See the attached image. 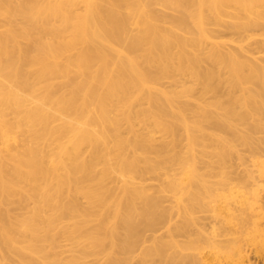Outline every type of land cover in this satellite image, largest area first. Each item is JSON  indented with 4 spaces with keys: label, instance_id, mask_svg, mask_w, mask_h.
I'll return each instance as SVG.
<instances>
[{
    "label": "bare ground",
    "instance_id": "bare-ground-1",
    "mask_svg": "<svg viewBox=\"0 0 264 264\" xmlns=\"http://www.w3.org/2000/svg\"><path fill=\"white\" fill-rule=\"evenodd\" d=\"M253 43L264 0H0V264H264ZM211 198L220 243L191 232Z\"/></svg>",
    "mask_w": 264,
    "mask_h": 264
},
{
    "label": "rangeland",
    "instance_id": "rangeland-1",
    "mask_svg": "<svg viewBox=\"0 0 264 264\" xmlns=\"http://www.w3.org/2000/svg\"><path fill=\"white\" fill-rule=\"evenodd\" d=\"M220 37L223 38H240L241 35L236 33L233 30L230 29H223L220 33ZM252 50L255 52L259 58H263L264 56V50H262L261 46L258 43H253ZM158 136H160V133H157ZM164 180V178H158V177H148L145 180V183L149 185L152 191H154L157 186ZM211 186L216 188L217 186H220V183L218 181L212 180L209 182ZM165 198V205L170 206L174 202V195L171 193H163L161 194ZM211 200L210 207H213V209H199L196 213V223L192 226L191 232L197 233L199 231H203L202 235L204 239H210L211 241H215V243H220L221 241V234H220V225H221V217L222 215L215 213L217 211H221L222 204H220V200ZM214 209H216L214 211ZM181 219V216L177 213V211L173 214L172 221H171V227H175L176 223L179 222ZM201 229V230H199ZM175 232V229L173 231ZM149 235L152 237L153 235H161V236H167L169 233V230L163 226L159 228L156 232H148ZM195 235V234H194ZM180 240H186L185 236H178ZM183 241V242H184ZM182 242V241H181ZM150 243V242H148ZM59 251L61 257H67L71 253L72 245L70 242H68L65 239H61L59 243ZM219 248H214L212 246H209L207 243L204 245L203 249H195V248H186V247H180L178 248V251L176 253L181 257H186L187 255L193 254L195 255L197 259V264H219V257L224 258L223 256H220L221 253L218 251ZM237 259L234 261L236 262ZM247 261H244L243 264H247ZM140 264H170L169 261L162 260L160 258H154L149 259L146 262H141ZM172 264H189L184 261H177L174 260ZM222 264H227L226 260H223ZM242 264V263H240Z\"/></svg>",
    "mask_w": 264,
    "mask_h": 264
}]
</instances>
